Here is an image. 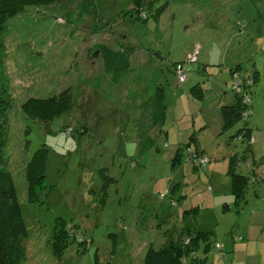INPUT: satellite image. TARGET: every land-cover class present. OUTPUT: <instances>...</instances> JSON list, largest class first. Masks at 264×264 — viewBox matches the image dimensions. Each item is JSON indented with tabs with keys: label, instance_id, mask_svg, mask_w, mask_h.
I'll return each instance as SVG.
<instances>
[{
	"label": "rangeland",
	"instance_id": "rangeland-1",
	"mask_svg": "<svg viewBox=\"0 0 264 264\" xmlns=\"http://www.w3.org/2000/svg\"><path fill=\"white\" fill-rule=\"evenodd\" d=\"M135 1L71 0L63 3L64 10L32 8L8 25L0 84L14 98L6 166L28 227L25 264H145L140 244L159 249L169 234L182 242L190 235L182 228L195 230L201 223L217 225L220 232L210 229L211 245L207 250L208 243L201 242L192 259L197 253L199 264H226L218 251L239 212L235 203L232 210L224 201L232 157L236 172L256 178L264 173L262 145L254 154V136L237 139L246 121L223 132L221 113L235 95L231 68L254 69L258 35L245 26L260 0H143L153 12L147 22L131 17ZM101 44L132 50L131 71L118 86L105 75ZM196 48L199 62L191 64ZM175 62L185 63L183 84ZM95 77L101 78L104 93L87 84ZM262 81L257 90L262 94L252 95L253 104L264 95ZM197 84L206 97L192 95ZM68 88L76 104L50 124L21 111L28 99L58 96ZM155 90H162L167 106L161 123ZM253 116L247 120L259 119L255 126L264 131V118ZM194 118L197 126L186 132ZM204 118L207 127L201 126ZM44 146L49 150L47 189L31 202L25 170ZM179 148L182 161L174 166ZM197 152L206 164L189 161ZM60 218L68 223L64 249L54 246L62 242L56 238Z\"/></svg>",
	"mask_w": 264,
	"mask_h": 264
},
{
	"label": "trees",
	"instance_id": "trees-1",
	"mask_svg": "<svg viewBox=\"0 0 264 264\" xmlns=\"http://www.w3.org/2000/svg\"><path fill=\"white\" fill-rule=\"evenodd\" d=\"M71 0H0V57H4V50L7 49L5 44V33L8 25L13 19L19 18L26 13H32V8L37 11H41L43 7H49L50 10L54 8H60L64 10V4ZM135 13H132L133 18H138L144 21H148L153 12L147 10V3L143 0H136L135 7H132ZM164 9H160L159 16L162 15L165 9L168 8V4L164 5ZM99 53L103 62V68L106 77H108L111 83L118 86L125 76L131 71L132 67V50L124 48L123 46L117 49H111L107 45H99ZM199 62V58H198ZM196 62V63H198ZM184 62L173 63V69L177 75L176 68L178 65H182L184 73ZM195 64V63H191ZM243 64L237 65L230 70L232 75L231 86L233 87V81H242L244 84L243 92L253 95L254 88L258 82L257 72H247L244 69ZM236 74L238 75L237 77ZM178 77V75H177ZM100 77H95V80L87 81L88 85H97L100 91L104 85L100 81ZM179 79V78H178ZM188 79V76H187ZM186 79V80H187ZM186 82V81H185ZM180 83V81H179ZM183 84V83H180ZM234 91V89H233ZM191 93L194 97L202 99L205 96V90L201 87V84H197L192 87ZM236 102L234 105L223 106L221 113L224 120L223 132L235 127L242 119L246 121L245 126L239 130L238 138L251 139L253 137L251 130L247 125V118L251 116L252 105L244 104V95L237 94L235 91ZM74 92L72 88L63 90L58 96L50 98H31L28 99L22 106L21 111L25 113L29 118L39 120L43 123L50 124L55 119L61 118L64 114L70 112L76 104ZM155 100V112H157L156 121L160 123L165 121L167 106L164 102V94L162 90H155L153 95ZM13 95H11L9 89L0 84V264H25L26 261V246L25 239L28 237V227L22 211V206L19 199L18 187L14 179V175L11 170L6 166L7 158L6 150L9 144V127H10V111L13 104ZM248 112L247 117L244 113ZM71 135L73 133L72 128L67 129ZM194 136H192L193 138ZM191 138V139H192ZM188 143L187 145H190ZM179 148L178 154L173 161L174 166L181 164V150ZM49 150L46 146L38 149L34 155L30 158L26 170L25 178L28 183V194L31 202H35L39 199L40 191L47 189L45 185L46 181V167L49 156ZM200 152L194 153L199 156ZM235 156L232 157L230 162L229 174L231 176V192L235 196V205L240 207L245 199L246 193L251 183L263 181V178H259L257 181L252 182V176H246L236 172L235 168ZM68 223L59 219L56 226V238L57 242H54V246H61L64 249L68 246L69 231L67 230ZM189 236H192L189 243L177 245L173 237L169 236L167 242L163 247L156 249L151 244L145 255V264H188V261L192 259L193 254L199 249L201 242H207V250L211 245V233L208 232H189ZM58 251V250H57Z\"/></svg>",
	"mask_w": 264,
	"mask_h": 264
},
{
	"label": "crops",
	"instance_id": "crops-1",
	"mask_svg": "<svg viewBox=\"0 0 264 264\" xmlns=\"http://www.w3.org/2000/svg\"><path fill=\"white\" fill-rule=\"evenodd\" d=\"M259 4L260 5H259L258 12H256V14H254L253 16L247 17L248 24L245 26V28H248L251 26V29H254V31L256 32V35H258V40L256 43L257 44L256 54L254 55L255 64H254V69H253V71L257 72L259 76L258 82L255 86L256 90L254 88V92H253V94L256 93V95L259 93L262 94L260 90L257 93V90L260 88V85L263 82L262 79L264 80V0H260ZM253 21H255L254 28L252 27ZM235 67H232V68H235ZM256 99L259 100L258 101L259 105H257L256 102L255 104H253L254 100H252V110H251L250 117H255L253 115H256V117L264 118V109H263L264 108V95L262 97H256ZM231 101H232V104L230 105H234L236 102L235 95H233V98L229 100L230 103ZM190 104L192 105V102H190ZM230 105H227V106H230ZM223 106H226V105H222V107ZM259 110L261 111L259 112ZM193 111H194L193 108H191V113ZM198 111L199 113L202 112L201 109ZM166 113H167V110H166ZM204 119L203 121H201L202 122L201 126H203V123H204L203 127H207L208 124L205 123L206 119L205 120ZM258 122H259V119L253 120L252 118L250 120H247L248 128L251 130L252 135L255 138L254 144L251 145L253 149L252 152L254 154L255 152H257V150H259V145H262V148L264 150V136H262V133L264 131L258 128L257 126H255L257 125ZM186 126H187L186 128L189 127V125H186ZM196 126H197V121H196V118H194L193 124L188 129H186V132H189L190 129L195 128ZM254 127L257 128L256 131ZM193 136H194L195 141L197 142L198 137H199L198 134L197 135L193 134ZM203 152H206V150H204ZM251 167L248 169L256 170L255 168H251ZM260 167L261 166H259L258 169H260ZM230 192H231V186H230V190L228 191V194L224 198L225 199L224 201H227L225 202V204H227L229 208L233 210L234 209L233 207L236 208V206H234L236 199H235V196L232 195V192L231 193ZM213 207L215 208L216 205H214ZM206 208L208 207L206 206ZM226 210H229V209L226 208ZM212 225L213 224H211L210 226H207V227H210V228H207L204 226L203 223H201L200 227L196 228L199 230H196V229L193 230L191 228L186 230V227L182 228V230H183V233L186 231L188 233L191 231L212 233L210 229H214L216 232L219 233L220 227H217V225L214 227ZM169 236L173 237L177 245L184 244L185 241L188 240V238H190L189 236H186V238L182 242H178L177 239L174 238L173 235L169 234ZM169 236H167L164 239L161 247H163L164 244L167 242V239ZM140 237H142V235L141 236L138 235L136 239ZM218 244H220V242ZM138 247H139V250L142 252V255H144L145 257L146 252L149 248V245L144 243L142 245L140 244ZM218 252H219V256L224 258L226 264H264V183L262 184L259 183V184L253 185L252 187H249L246 193V199L244 203L239 207V212L237 213V216L232 222H230L227 225V231H225V236L223 238L222 249H220V251ZM215 255L218 256V254H215ZM197 256L199 257V254L197 255L196 253V259L188 258L189 259L188 264H199V258H197Z\"/></svg>",
	"mask_w": 264,
	"mask_h": 264
},
{
	"label": "built area",
	"instance_id": "built-area-1",
	"mask_svg": "<svg viewBox=\"0 0 264 264\" xmlns=\"http://www.w3.org/2000/svg\"><path fill=\"white\" fill-rule=\"evenodd\" d=\"M199 48H196L194 52H192L190 55H189V58H188V62L189 63H196L198 62V58H199ZM176 71H177V75H178V78H179V81L180 83H184L187 79V76L186 74L184 73V69H183V66L182 65H178V67L176 68ZM238 75L236 74L235 77H237ZM233 89L234 91L237 93V94H242L244 95V104H247V105H252V96H250L249 94H246L243 92V89H244V84L242 81H236L234 80L233 81ZM249 115L248 112H245L244 113V116L247 117ZM71 130L68 131V134L70 133ZM194 155H197V154H194ZM189 161H193L195 162L196 164L198 165H203V164H206L207 163V160H202V159H198V155L194 158V159H189ZM259 178H263L264 179V173L261 175V177ZM259 178H256V177H252V182H255L257 181ZM187 243H189V241H187Z\"/></svg>",
	"mask_w": 264,
	"mask_h": 264
}]
</instances>
